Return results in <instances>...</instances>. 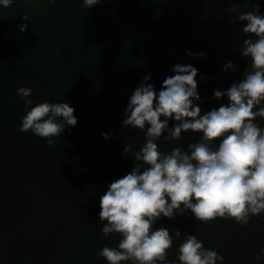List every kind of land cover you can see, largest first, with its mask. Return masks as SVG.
<instances>
[{
	"label": "trees",
	"instance_id": "1",
	"mask_svg": "<svg viewBox=\"0 0 264 264\" xmlns=\"http://www.w3.org/2000/svg\"><path fill=\"white\" fill-rule=\"evenodd\" d=\"M257 7L264 14V0H102L89 9L82 0H14L0 8V264H107L99 251L117 246L119 236L102 232L100 197L131 171L132 155L145 143L143 132L122 125L129 97L149 74L158 92L180 64L198 69L201 114L226 105L213 91L241 80L251 63L240 55L246 22L236 18ZM21 23L27 30L20 32ZM229 60L235 70L221 71ZM20 87L32 89L35 103L69 104L76 127L51 146L19 131L28 110ZM257 122L264 127V119ZM197 136L157 143L165 153L186 150ZM155 227L181 232L170 261L195 234L223 264H264V256L255 258L264 249V214L246 225L201 223L189 210Z\"/></svg>",
	"mask_w": 264,
	"mask_h": 264
},
{
	"label": "clouds",
	"instance_id": "2",
	"mask_svg": "<svg viewBox=\"0 0 264 264\" xmlns=\"http://www.w3.org/2000/svg\"><path fill=\"white\" fill-rule=\"evenodd\" d=\"M13 2L0 0V8H9ZM101 2L82 0L86 9ZM236 19L246 22L241 31L248 39L243 41L240 55L251 63L241 80L226 90L213 91L217 100L227 97L226 105L201 114L199 103L203 101L195 79L198 69L180 64L172 66L174 75L164 79L158 92L147 83L149 74L129 97L122 125L143 132L145 143L133 153L137 163L131 171L110 183L100 197L102 232L106 237L119 236L117 246L99 251L107 264H223L224 257L214 248H205L195 234H188L178 245L177 262L168 260L174 237L181 232L157 228L156 221L190 210L195 222L222 218L246 225L253 216L264 214V127L257 122L258 117L264 119V14L257 7ZM18 28L23 32L27 24ZM186 54L204 56L203 52ZM235 67L229 60L221 71H234ZM17 95L28 109L19 131H30L51 146L54 138L76 127L69 104L35 103L29 87L18 88ZM182 133L198 134L196 142L189 143L186 150H160L157 141L161 137L179 141ZM101 136L109 140L112 133ZM131 151L132 145L127 144L122 153ZM261 256L264 249L256 260Z\"/></svg>",
	"mask_w": 264,
	"mask_h": 264
}]
</instances>
